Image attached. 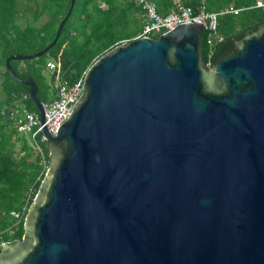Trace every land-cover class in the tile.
<instances>
[{
	"label": "water",
	"instance_id": "1",
	"mask_svg": "<svg viewBox=\"0 0 264 264\" xmlns=\"http://www.w3.org/2000/svg\"><path fill=\"white\" fill-rule=\"evenodd\" d=\"M8 73L43 123L31 77ZM203 25L118 42L96 57L19 240L0 264H264V22L204 65Z\"/></svg>",
	"mask_w": 264,
	"mask_h": 264
},
{
	"label": "trees",
	"instance_id": "2",
	"mask_svg": "<svg viewBox=\"0 0 264 264\" xmlns=\"http://www.w3.org/2000/svg\"><path fill=\"white\" fill-rule=\"evenodd\" d=\"M69 1L0 0V244L21 238L24 215L45 170L28 133L16 128L22 108L37 110L27 96V85L8 73L5 58L11 53H33L48 43ZM152 2L161 15L177 3L193 12L200 9L219 12L228 6L240 8L236 13H218L214 29L203 28L200 55L204 65L223 55L245 32L264 22V6H253L255 0ZM142 24L141 10L135 0H74L51 47L39 56L10 59L9 65L20 78L31 77L36 84V97L48 103L56 95L53 84L56 74L73 81L100 54L118 42L132 39ZM46 54L48 59L44 58ZM47 60L54 63L53 72L47 70ZM39 145L48 161L44 140ZM13 210L22 212L20 218L10 213Z\"/></svg>",
	"mask_w": 264,
	"mask_h": 264
},
{
	"label": "built area",
	"instance_id": "3",
	"mask_svg": "<svg viewBox=\"0 0 264 264\" xmlns=\"http://www.w3.org/2000/svg\"><path fill=\"white\" fill-rule=\"evenodd\" d=\"M141 10L143 24L140 31L133 37L150 36L163 31L165 28L173 27L178 23L190 20L201 22L203 28L214 29L216 24V15L225 11L236 13L240 8L228 6L219 12H207L202 9L193 12L190 7L177 3L166 14L161 15L156 11L152 0H135ZM253 6H264V0H255ZM46 68L49 72H53L54 63L50 60L46 61ZM84 71L73 81L55 75L54 86L56 88L55 97L48 103L42 102L43 106V123H40L37 112L21 109L20 116L16 119V128L19 132L28 133L31 143L40 154V163L45 168L47 159L42 152L39 141L44 140L41 128L44 125L51 134L56 133L57 125L62 122L71 110V106L76 101L82 90V81ZM38 135V140L36 135ZM16 219L20 218L22 212H10Z\"/></svg>",
	"mask_w": 264,
	"mask_h": 264
},
{
	"label": "rangeland",
	"instance_id": "4",
	"mask_svg": "<svg viewBox=\"0 0 264 264\" xmlns=\"http://www.w3.org/2000/svg\"><path fill=\"white\" fill-rule=\"evenodd\" d=\"M150 36H152V37H154V34H149ZM48 57H49V55L48 54H46L45 56H44V58L45 59H48ZM57 76H61L60 74H56ZM25 133V132H24ZM26 135H27V133H25ZM28 136V135H27ZM29 138V137H28Z\"/></svg>",
	"mask_w": 264,
	"mask_h": 264
}]
</instances>
